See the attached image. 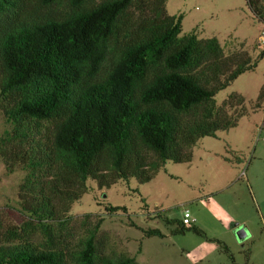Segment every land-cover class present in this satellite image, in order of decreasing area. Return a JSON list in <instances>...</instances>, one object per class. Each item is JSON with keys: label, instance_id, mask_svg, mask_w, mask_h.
<instances>
[{"label": "trees", "instance_id": "obj_1", "mask_svg": "<svg viewBox=\"0 0 264 264\" xmlns=\"http://www.w3.org/2000/svg\"><path fill=\"white\" fill-rule=\"evenodd\" d=\"M245 2L264 24V0ZM181 20L165 0H0V111L9 124L0 157L8 173L25 171L18 195L26 217L21 226L0 220V264H140L102 252L100 220L74 251L60 234L89 178L100 188L149 182L167 162L191 161L200 137L247 113L225 109L241 95L218 105L215 94L257 59L225 54L216 37L182 33ZM169 221L172 234L208 239L191 223Z\"/></svg>", "mask_w": 264, "mask_h": 264}, {"label": "rangeland", "instance_id": "obj_2", "mask_svg": "<svg viewBox=\"0 0 264 264\" xmlns=\"http://www.w3.org/2000/svg\"><path fill=\"white\" fill-rule=\"evenodd\" d=\"M165 7L169 14L182 15V33L195 31L198 38L216 37L225 54L246 52L252 60L257 59L252 70L241 73L215 94L218 105L231 94L241 95L242 101H234L225 109L231 115L247 113L238 117L235 126L219 130L213 137H200L193 150L198 149L199 153L204 145L211 152L204 151L200 160L196 153L189 171L185 163L167 162L149 182L140 184L133 179L101 188L89 178L86 191L71 203L68 228L60 234L61 242L69 251L76 250L90 225L100 220L101 250L105 254L125 253L134 256L140 264H231L228 254L217 242L204 240L191 231L171 232L177 223L169 220L179 219L183 208L189 209L191 217L195 212L208 216L206 212L215 210L211 201L204 204L207 209L196 200L190 202L189 191L210 193L211 197L230 204L225 209L232 222L228 224L230 230L208 216L207 224L212 225V219L214 225L207 226L205 234L224 244L237 264H244L248 256L249 264H264V98L260 95L264 88V44L258 41L264 24L254 21L245 0H165ZM6 128L9 124L0 111V135ZM224 150L228 163L235 154L240 162L236 161L238 180L220 191L213 188L220 179L213 173L219 163L210 153H224ZM24 174L22 169L8 173L0 157L3 226H21L26 219L18 195ZM248 182L254 194L247 189ZM108 206H122L125 210L110 211ZM234 223L245 226L244 239L236 237ZM147 228H157L163 236H146ZM33 237L42 240L38 232Z\"/></svg>", "mask_w": 264, "mask_h": 264}, {"label": "crops", "instance_id": "obj_3", "mask_svg": "<svg viewBox=\"0 0 264 264\" xmlns=\"http://www.w3.org/2000/svg\"><path fill=\"white\" fill-rule=\"evenodd\" d=\"M193 147H192V154H193L192 161L194 160V157L196 158V153L198 151V149L196 151H194L193 150ZM225 150H224V153H218V152L213 153V154L210 153V155L215 159V162L219 163L218 166H215L213 173L215 172L214 175L216 177H219L220 179L217 181V183L215 184V187H213V188L215 190H220V191L227 189V187H229L230 184H232L234 181L238 180V174H237L236 170H238V167L237 166L239 165V163L238 162H236V163H234V162L228 163L229 161L227 162V160L225 159L226 158L225 156H226V153H227ZM204 151L211 152L210 149H209V147H206L205 148V146L202 145L201 150H199V153H197V157H198L199 160L205 154ZM192 161H189V162H186L185 163V164L188 165L187 168H186L187 171H189V169L191 167H193V166H191V165H194V162H192ZM195 162H197V161H195ZM197 165L198 164H196V166ZM198 167L199 166H197V168ZM201 174L203 176V172ZM247 189L250 191V193L254 194V192L252 190V185L249 182L247 183ZM188 199L192 203L195 202V200H196L197 201L196 203H200L199 205L201 207H203V208H205L204 204H206L209 201H211L212 206L215 208V210L213 212L212 211L211 212L210 211L209 212H206L207 215L208 216H211L212 219H214L215 221H218L221 225H224L225 224L226 225V228L231 230V228L228 226V224L230 222H232V219H231L232 217H231V215L225 209V208H228V206H230L229 203H225L226 201L222 202L220 199H217V197H214V198L211 197L210 196V193H208L206 195L204 193L203 194L202 193L200 194L199 192H196V193H192L191 194V191H189V197H188ZM205 209H207V208H205ZM201 211H203V210H201ZM193 214L194 215H193L192 218H194V220L192 221V224L195 223V225L198 226V228H200L202 231H204V230L207 231V226L214 225L212 219H211L212 225L207 224L208 223V220H209V217L208 216H205V213H202V214L199 215V214H196V212H195ZM202 215H204V217ZM181 217H182V215L179 217V219H181ZM237 225H240V223H234V226H236L235 229L238 228ZM244 228H245V226H244ZM206 236H207L208 239H206L204 237H202V238H204V240H207V241L211 240V239H209L210 237L207 234H206ZM213 242L214 243L217 242L216 245L218 247H220L219 244L221 242L219 240L213 241Z\"/></svg>", "mask_w": 264, "mask_h": 264}, {"label": "built area", "instance_id": "obj_4", "mask_svg": "<svg viewBox=\"0 0 264 264\" xmlns=\"http://www.w3.org/2000/svg\"><path fill=\"white\" fill-rule=\"evenodd\" d=\"M258 41L260 44H264V31L261 32V34L258 37ZM262 138L264 139V132L262 133ZM181 220L183 224H190L194 220V218L191 217V213L188 208L182 209V217Z\"/></svg>", "mask_w": 264, "mask_h": 264}, {"label": "water", "instance_id": "obj_5", "mask_svg": "<svg viewBox=\"0 0 264 264\" xmlns=\"http://www.w3.org/2000/svg\"><path fill=\"white\" fill-rule=\"evenodd\" d=\"M235 235L239 240H242L246 237V232L245 229L243 227H238L235 230Z\"/></svg>", "mask_w": 264, "mask_h": 264}]
</instances>
